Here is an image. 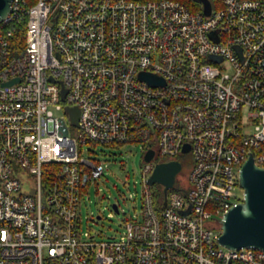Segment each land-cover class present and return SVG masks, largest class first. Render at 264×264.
Instances as JSON below:
<instances>
[{"label": "built area", "instance_id": "2783aa9c", "mask_svg": "<svg viewBox=\"0 0 264 264\" xmlns=\"http://www.w3.org/2000/svg\"><path fill=\"white\" fill-rule=\"evenodd\" d=\"M208 1L205 13L200 0H11L0 22V264H264V249L216 239L242 200V162L264 167V0ZM129 141L154 151L141 157V209L96 238L78 205L104 166L81 145ZM184 143L191 164L164 196L147 179L159 161L181 163Z\"/></svg>", "mask_w": 264, "mask_h": 264}, {"label": "rangeland", "instance_id": "374dc122", "mask_svg": "<svg viewBox=\"0 0 264 264\" xmlns=\"http://www.w3.org/2000/svg\"><path fill=\"white\" fill-rule=\"evenodd\" d=\"M81 149L84 156L104 166L102 174L90 181L81 195L78 205L81 228L96 238L117 235L123 227L125 214L138 213L141 209V167L138 163L143 154L141 143L86 142ZM178 158L182 163L180 172H185L183 170L191 164L190 151ZM129 193H136V197L129 198ZM113 203L118 204L119 212L114 211Z\"/></svg>", "mask_w": 264, "mask_h": 264}, {"label": "water", "instance_id": "95a60500", "mask_svg": "<svg viewBox=\"0 0 264 264\" xmlns=\"http://www.w3.org/2000/svg\"><path fill=\"white\" fill-rule=\"evenodd\" d=\"M203 3L205 13L209 12V1L200 0ZM11 0H0V22L10 11ZM139 78L151 85L163 84V79L150 72L141 71ZM11 81H8L9 83ZM65 88L61 89L63 98ZM70 122L77 125L78 107L66 105L64 107ZM188 143L182 145V151H187ZM153 149L148 148L142 155L143 160H149L153 156ZM141 163V158L138 162ZM181 170L180 161L168 160L155 163L147 181L149 184L162 185L165 196L166 190L173 186L175 175ZM239 186L243 190V197L236 205L230 206L219 218L220 232L217 241L227 248L253 247L264 249V167L255 164L251 154L242 162L239 175ZM112 208L117 210L116 203ZM186 212V210H183ZM100 217L97 215V218Z\"/></svg>", "mask_w": 264, "mask_h": 264}, {"label": "trees", "instance_id": "16d2710c", "mask_svg": "<svg viewBox=\"0 0 264 264\" xmlns=\"http://www.w3.org/2000/svg\"><path fill=\"white\" fill-rule=\"evenodd\" d=\"M185 2L191 1V0H183ZM31 2V1H30ZM23 20L20 21L19 23L15 24V29L13 31L12 36L10 37V43L11 47L13 49L19 48L21 46V43L23 42ZM186 170V169H185ZM183 170V171H185ZM184 173V172H182ZM159 185H155V198L159 197L160 195V190H159Z\"/></svg>", "mask_w": 264, "mask_h": 264}]
</instances>
